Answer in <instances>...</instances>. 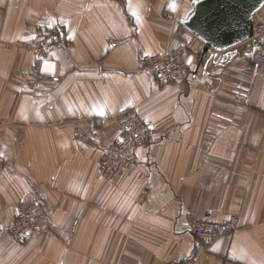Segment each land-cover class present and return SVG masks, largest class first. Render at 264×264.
<instances>
[{
    "label": "crops",
    "instance_id": "0c3cea01",
    "mask_svg": "<svg viewBox=\"0 0 264 264\" xmlns=\"http://www.w3.org/2000/svg\"><path fill=\"white\" fill-rule=\"evenodd\" d=\"M193 3L0 0V264H264V69L244 43L214 62L182 24ZM43 25L71 45L37 60L20 44ZM181 46V78L150 75L145 55ZM131 107L156 136L111 182L99 162ZM89 122L94 143L77 138ZM34 200L48 208L43 231L11 239ZM232 215L234 232L193 235V222Z\"/></svg>",
    "mask_w": 264,
    "mask_h": 264
},
{
    "label": "built area",
    "instance_id": "2783aa9c",
    "mask_svg": "<svg viewBox=\"0 0 264 264\" xmlns=\"http://www.w3.org/2000/svg\"><path fill=\"white\" fill-rule=\"evenodd\" d=\"M252 46L251 62L264 69V20L254 23V35L249 41ZM31 51L37 60H44L54 50H63L71 45L63 26H39L35 35L20 44ZM185 47L181 46L171 52L146 55L143 63L146 70L160 82L178 80L189 69L185 61ZM120 129L116 140L107 148L99 162V176L108 181H115L124 172L137 163V150L151 143L156 130L141 116L137 108L131 107L111 120ZM99 129L89 122L84 130L77 129V138L83 142L94 143ZM48 216V208L41 200L21 202L18 213L8 228V236L15 241L43 231ZM239 227V217L232 215L228 220L212 222L198 220L192 224L195 238L201 242H213L224 234L234 232ZM178 264H198L194 258H187Z\"/></svg>",
    "mask_w": 264,
    "mask_h": 264
},
{
    "label": "water",
    "instance_id": "95a60500",
    "mask_svg": "<svg viewBox=\"0 0 264 264\" xmlns=\"http://www.w3.org/2000/svg\"><path fill=\"white\" fill-rule=\"evenodd\" d=\"M264 0H194L182 24L202 42L214 62L230 57V51L254 35L257 12Z\"/></svg>",
    "mask_w": 264,
    "mask_h": 264
},
{
    "label": "rangeland",
    "instance_id": "374dc122",
    "mask_svg": "<svg viewBox=\"0 0 264 264\" xmlns=\"http://www.w3.org/2000/svg\"><path fill=\"white\" fill-rule=\"evenodd\" d=\"M165 17H166L167 19H171V18H172V16L169 15V14H166ZM242 46H243V45H242ZM243 47H245V48L247 49V51H249L250 58H251L252 49H253L251 43L248 41V42L244 43V46H243ZM243 47H241V48H243ZM149 55H150V54H149ZM145 56H146V55H145Z\"/></svg>",
    "mask_w": 264,
    "mask_h": 264
},
{
    "label": "trees",
    "instance_id": "16d2710c",
    "mask_svg": "<svg viewBox=\"0 0 264 264\" xmlns=\"http://www.w3.org/2000/svg\"><path fill=\"white\" fill-rule=\"evenodd\" d=\"M206 54H208V53H206Z\"/></svg>",
    "mask_w": 264,
    "mask_h": 264
}]
</instances>
